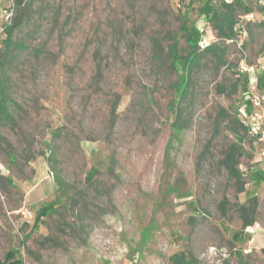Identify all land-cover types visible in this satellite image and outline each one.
I'll list each match as a JSON object with an SVG mask.
<instances>
[{"label": "rangeland", "instance_id": "rangeland-1", "mask_svg": "<svg viewBox=\"0 0 264 264\" xmlns=\"http://www.w3.org/2000/svg\"><path fill=\"white\" fill-rule=\"evenodd\" d=\"M240 1L223 41L205 0H32L0 75V259L264 264V0Z\"/></svg>", "mask_w": 264, "mask_h": 264}, {"label": "trees", "instance_id": "trees-1", "mask_svg": "<svg viewBox=\"0 0 264 264\" xmlns=\"http://www.w3.org/2000/svg\"><path fill=\"white\" fill-rule=\"evenodd\" d=\"M14 12L10 23L6 24L4 31L0 36H4L1 40L3 49H0V75L4 73V68L9 60L12 58L14 50L20 49V44L12 41V32L21 27L25 21V16L29 13L32 0H15ZM240 0H230L225 2L223 0H205L204 4L199 9V14L204 20L212 25L216 32L217 38L223 41H232L236 38V19L235 8L241 7ZM244 12L249 13L245 7ZM264 29V21L261 23ZM179 30L184 34L188 46H197L201 42V33L189 21L183 17ZM101 76V74H99ZM100 78V77H99ZM96 169L92 168L88 173V177L93 176ZM47 215V211H42L36 218L33 228L37 226L42 217ZM17 251L9 248L3 258L0 259V264H22L21 260L16 258Z\"/></svg>", "mask_w": 264, "mask_h": 264}, {"label": "built area", "instance_id": "built-area-1", "mask_svg": "<svg viewBox=\"0 0 264 264\" xmlns=\"http://www.w3.org/2000/svg\"><path fill=\"white\" fill-rule=\"evenodd\" d=\"M15 0H0V35L4 31L6 24L10 23L14 12ZM261 141L264 142V132L261 135Z\"/></svg>", "mask_w": 264, "mask_h": 264}]
</instances>
